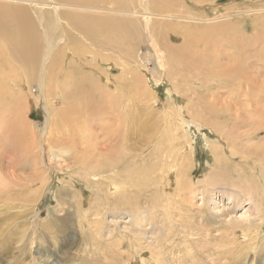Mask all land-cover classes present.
<instances>
[{"label":"rangeland","instance_id":"obj_1","mask_svg":"<svg viewBox=\"0 0 264 264\" xmlns=\"http://www.w3.org/2000/svg\"><path fill=\"white\" fill-rule=\"evenodd\" d=\"M188 7L201 14L193 23V32L197 36H204L206 28L212 29L206 25L209 20L214 22L213 31H219L223 25L226 30L243 28L246 30L247 56L254 60L253 64L259 59L264 61L259 55L264 49V0L190 1ZM215 18L219 19L212 20ZM184 41V37H180L173 44L180 46ZM149 51V46L143 44L139 57L145 60ZM238 52L233 50L231 55L239 56ZM148 57L143 64L150 80L149 88L157 102L136 97L125 103L131 112L127 109L119 114L129 136L126 142L129 153L119 166L127 168L132 172V178L144 184L143 187L128 188L129 203L109 204L115 196L107 195L113 194L110 190L106 194L105 185L102 186L104 194L94 195L90 184L89 188L81 182H73L72 178L81 168L73 162L70 153H63L57 147L59 141H65L71 135V131L55 128V119L60 118L59 108L65 107L60 97L51 98L57 109L50 120L52 126L45 121L43 103L34 106L31 119L28 117L38 127V139L42 132L45 134L41 135L45 149L37 147L33 137L21 125L0 132V264H264V207L261 194H257L262 191L264 178L260 185L251 163H258V157L247 156L250 161L244 163L240 159L229 160L226 180L211 184L210 179L216 178L213 145L224 149L226 145L219 143L217 134L210 127L198 128L195 123H190L186 114L179 117L178 124L174 118L173 122L181 128L169 136V124L162 117L167 107L173 105L176 108L175 104H178L182 108L204 111L203 115L209 119L212 117L210 111L218 108L216 95L224 96L222 100L226 98L221 109L224 106L225 109L229 106L244 109L240 98L242 91L237 87L240 82L238 71L246 72L243 68L251 63H245L241 58L234 66L227 67L232 58L224 61L225 66L220 61L228 71L221 79L217 74H211L219 77V81L214 78L213 85L208 87L204 76L206 80L201 76L199 80L196 74L187 70L185 74L192 78L189 86L199 84L200 95L183 92L182 96L170 92L167 78L159 84L152 81L157 65L153 57ZM91 60L92 57L88 61ZM261 66V75L251 73L243 81L244 86L251 79L260 82V87L252 84V110L264 108V65ZM254 68H251L252 72L260 69ZM101 70L110 75L113 88H116L118 76L126 83L127 76L124 78L113 62L105 64ZM33 94L39 95L35 86ZM186 99L188 103H185ZM182 122L186 125L182 126ZM113 124L112 130L120 127V119ZM175 134L183 137L176 140ZM188 137L195 149V158L187 180L177 168L173 173H167L168 166L176 163L171 153H176V148L187 142ZM261 137L264 138V134ZM155 151L159 154L151 157ZM261 163L264 165V159ZM139 166L152 167L154 173L139 174ZM115 172L106 173L101 181L105 182L109 177L120 180L121 176L117 174L125 175L124 170ZM241 175L244 178L239 186L236 177ZM42 177L47 178L43 186ZM94 182H98L97 179ZM38 212L39 216L36 215ZM67 215H72L73 219L60 224Z\"/></svg>","mask_w":264,"mask_h":264},{"label":"bare ground","instance_id":"obj_2","mask_svg":"<svg viewBox=\"0 0 264 264\" xmlns=\"http://www.w3.org/2000/svg\"><path fill=\"white\" fill-rule=\"evenodd\" d=\"M190 1L205 2V0H0V132L15 127L16 124L21 125L33 137L35 145L45 149L46 146L42 145L41 141V135L44 133L42 132L38 139V127L33 121H29L30 112L34 106L43 103L45 121H48V126H52L50 120L57 109L52 105L51 98L60 97L65 107L59 108L60 118L55 119V128L71 131L69 132L71 135L69 134V139L59 141L58 146L54 145L63 153H70L73 162L80 166L79 174L75 173L77 176L72 178L73 182H81L89 188L90 184L94 195L104 194L102 186L105 185L106 194L109 190L113 192L112 195L107 194L110 198L120 196L118 200L112 198L109 204H127L128 188L143 187L144 184L132 178V172L127 171V168L122 169L119 166L129 153L126 143L129 136L124 130L125 125L119 114L127 109L130 111L125 103L136 97L142 99L145 97L148 101L157 102L156 95L149 88L150 80L148 81L145 74L146 65L143 62L149 60L148 56L154 58L157 70L154 69L152 73V81L159 84L163 78H167L171 93L175 91L181 95L183 92L200 95L199 84L189 86L192 78L188 77L185 71L196 74L199 80L204 76L208 81V87L213 85L211 83L214 82V78L221 79L223 77L221 75L228 71L220 61L224 64L226 59L232 58L234 62L230 61L227 65L230 67L242 58L245 63H251L246 69L243 68L246 72L238 71L240 82L237 87L242 91L240 98L247 108L240 104L244 109L237 107L233 109L232 106L228 109L224 106L221 109L220 106L224 104L223 100L226 98L222 100L224 96L216 95L218 108L210 111L212 117L209 119L203 115L204 111L182 108L178 104H175L176 108H173V105L167 107L162 117L167 125L169 124L167 127L170 130L169 136L179 131L181 127L177 125L178 119L186 114L191 120L190 123H195L198 128L210 127L217 134L219 143L226 145L224 149L213 143L216 178L210 179L211 184L226 180L229 160L240 159L244 163L250 161L247 156H256L258 163L252 161L251 163L261 185L264 178V165L261 163L264 159V138L261 137L264 134V108L252 110L250 99L252 84L258 86L260 82L251 79L244 86L243 81L251 76V73L261 75L263 70L261 65H264V61L261 62L259 59L253 64L254 60L247 56L248 51L244 42L246 30L243 28L226 30L223 25L219 31H213L214 22L211 23L209 20L206 25L212 29L206 28L204 36H197L193 32V23L198 21L196 16L201 14L190 10L188 7ZM180 37H184V43L180 46L174 45L173 41L179 40ZM143 44H147L150 50L145 60L138 54ZM233 50L239 51V56L231 55ZM259 55L264 58V49ZM91 57L90 62L88 60ZM112 62L121 70L124 78L127 76L126 83L120 81L118 76L116 88H113L110 82V75L101 70L105 64ZM251 68L260 69L252 72ZM211 74H217L219 77ZM204 77L202 78L205 79ZM187 85L189 88H186ZM34 86L39 91L38 96L33 94ZM187 99L185 103H188ZM232 104L235 106V102ZM117 118L120 119L121 125L112 130L115 128L113 123ZM174 118L177 124L173 122ZM174 137L179 140L183 136L175 134ZM154 154L159 153L155 151L150 156L155 158ZM171 156L176 163L168 166L167 174L173 173L177 168L188 180L195 158L191 139L188 137L187 142L176 148V153H171ZM116 170L125 171V175L117 174L121 176L120 180L109 177L105 182L101 181L106 173L116 174ZM138 170L142 175L154 173L152 167L139 166ZM242 178H244L242 175L236 177L239 186L243 182ZM95 179L98 182H94ZM41 182L43 186L47 183V178L42 177ZM180 186L182 188V182ZM261 186L262 189H259L262 191L257 194H261L264 207V181ZM103 199L105 200V197ZM36 215L39 216L40 212ZM71 219L72 215H67L60 220L62 222L60 224H67Z\"/></svg>","mask_w":264,"mask_h":264}]
</instances>
